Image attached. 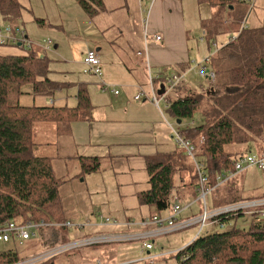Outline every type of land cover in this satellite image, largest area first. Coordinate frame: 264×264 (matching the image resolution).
Wrapping results in <instances>:
<instances>
[{"label": "trees", "instance_id": "trees-1", "mask_svg": "<svg viewBox=\"0 0 264 264\" xmlns=\"http://www.w3.org/2000/svg\"><path fill=\"white\" fill-rule=\"evenodd\" d=\"M198 1L212 7L232 6L233 19L238 22L236 26L239 37L223 46V53L227 54L230 63L226 62L232 68L228 71L229 75H226L223 69L216 71L212 65L210 71H215V78L205 74L213 87L211 91L195 94L188 92L193 89H186L183 96L171 99L169 111L177 125L190 120L184 128L176 129L195 145L196 156L204 162L203 172L208 177L207 185L215 186L212 193L215 205L236 203L243 198L240 194L236 195L239 189L236 188L235 175L231 174L235 172L236 160L242 158L244 153L233 155L226 147L233 143L250 146L257 141L264 142V16L260 26L247 27L244 25L245 18L250 10H254L255 4L252 2L255 0ZM75 2L92 19L106 10L104 0ZM26 11L28 8L22 0H0V13L8 23L5 31L0 29V38L1 34L6 35L9 31L14 39L1 45L22 48L30 43L21 25L25 20L23 12ZM37 20L45 24L43 19ZM241 33L244 34L241 36ZM90 50L94 51L89 49L84 60ZM224 70H228L227 65ZM49 72V59L45 55L40 56L35 50L22 54H0V225L10 221L23 224L54 221L62 224L59 227L36 228V236L20 245L15 240L10 241L15 248L0 252V264H15L31 255L67 243L70 232L81 228L66 225L67 222H75L71 220L74 217L68 216L65 209L61 193L63 178L54 170L53 161L56 157L42 154L41 149L38 150L46 143L39 141L37 127L53 123L58 133H61L73 121L88 118L92 104L86 87L79 88L76 107L41 101L42 98L52 99L62 84L52 80ZM214 86L222 88L217 91ZM200 108H205L207 112L204 113L205 122L197 123L194 117ZM81 160L84 172L96 171L99 167L95 157H82ZM91 160L96 163H89ZM180 164L159 157L148 159L151 188L139 194V200L150 207L151 216L164 217V212L171 211L173 190L177 189L178 179L182 186L185 184L189 187L184 179L187 172L190 171L193 178L190 186L197 188L199 182L196 166L189 162ZM260 198L264 196L255 199ZM180 215L178 217L184 219ZM241 215L244 213L223 217L222 222L225 226L230 219ZM249 217L251 222L248 227L234 224L230 230L204 235L199 233L186 247L173 253L175 264H264V216L254 212ZM48 230H57L61 237L57 240V237L46 239L45 232ZM21 245L24 248L19 252L17 247ZM26 245L28 249H25ZM60 254L35 264H65L58 259ZM87 256L82 258V264L92 263ZM103 260L101 257L94 260V263L104 264Z\"/></svg>", "mask_w": 264, "mask_h": 264}, {"label": "crops", "instance_id": "crops-1", "mask_svg": "<svg viewBox=\"0 0 264 264\" xmlns=\"http://www.w3.org/2000/svg\"><path fill=\"white\" fill-rule=\"evenodd\" d=\"M110 1H112L111 4H109ZM257 1L255 0L256 3ZM104 3L106 10L99 13L96 18H91L97 32L95 33V47L89 48L98 53L103 70L101 77L86 71L89 67L83 58L84 73L95 75L97 79L99 78V82L88 77L84 78V82L81 83L61 82L59 97H57V101L60 103H57L54 97V99L42 98L41 100L58 106L76 104L72 106L76 107L78 90L81 87H86L92 104L88 118L73 121L69 126L70 128L62 131L63 133H58L57 127L53 123L41 124L37 127L39 128L37 130L38 136H41V139L45 138L43 143L56 144L57 142L61 150L60 156L53 161V166L56 174L63 178L61 193L64 200L68 194L76 198L80 196L81 192L89 194L90 189L87 183L89 184L90 181L92 183L93 180L92 178L89 182L86 180L92 175L98 176L95 182L101 186L99 192L112 193L114 198L118 199V202L113 206L107 203L96 204L97 207H102L103 211L113 215L114 218L97 215L93 209L89 210L90 213H83L85 210L83 203L81 204L74 197V201L77 200V203L73 209L68 208L64 201L68 216L74 217L71 220L76 224L83 225L77 229L80 233L93 227L103 230V232L95 234L112 233V228L117 231L131 230L127 223L130 221L139 222L152 215L150 207L139 200V194L151 188L147 166L149 158L170 159L178 162V164L189 162L194 164V167L196 166L194 160L178 146L172 137L171 126L173 127V125L170 118L174 117L169 111L171 99L183 96V91L179 92V90L187 87L183 86L182 83H172L171 79L172 75L176 73L185 75L188 82L186 85L190 87L187 77L191 70L198 68L199 65L201 69L205 68L204 74H207L213 68V57L220 53L219 51L223 48H219L216 42H213L212 46L215 49L207 52L205 48H200L193 38L191 29L195 25H199V18L197 19L194 15V8L198 10L200 8L198 5H202L198 0H104ZM227 10L229 13L225 21L228 24L229 19H231V24L234 23L235 26L236 21L233 19L232 9ZM221 12L225 13V10L221 9ZM26 14L27 18L30 17L27 11ZM26 17L24 15V19ZM128 23H131L133 30H131V25L128 26ZM216 33L211 34L206 30L205 36L209 43L214 41ZM156 35L161 36V39L156 40ZM205 36L202 38L203 41ZM235 38L230 37L228 41ZM223 45L225 46V44ZM57 46L58 44L55 45V48ZM44 48L45 51H51L50 46ZM39 55L42 56L43 54L39 53ZM162 86L164 87L163 93H160ZM64 87L79 88L73 93H69L67 90L62 91ZM191 89L193 88L191 87ZM115 90L119 93L115 94ZM133 94L134 96H132ZM137 94H140L141 98L136 99ZM71 102L72 105L69 104ZM163 103L164 108H162ZM234 144L226 147V150L233 155L244 153L245 156L248 153H253L264 156V146L263 148L257 147L255 144V148L258 150V153H255L250 149L240 151L238 146H234ZM82 157L97 158L98 169L84 172ZM196 159L199 161L197 156ZM199 162L203 164L204 169V162ZM89 163L95 164L96 162L91 160ZM252 168L260 170L258 167L252 166L235 175L236 188L239 189L236 191V195L240 194L243 200L264 196V192L258 195L243 196L245 179L241 176ZM260 171L263 172L262 178H264V171ZM196 172L198 173L197 166ZM198 182L197 188L193 189L192 186L188 187L185 184L182 186L181 180L178 179L177 189L173 190L174 193L172 192L171 211L164 212L163 216L171 215L173 206L176 204L182 206L180 212L182 218L201 213L204 202L200 198L199 173ZM206 186L210 187L207 184ZM90 187L93 188V186ZM214 187H210L211 190L206 195L208 208L231 204L215 205L216 200L212 194ZM208 200H210L211 207ZM87 214L89 219H83ZM133 215H138V219L135 220ZM98 216L101 218V222ZM95 217L98 220L92 219ZM238 217L233 218L234 222ZM107 218L117 223L105 222ZM192 228L148 238V241L153 243L151 249H145L143 240H138L140 241V251L142 253L146 251L150 255L155 248V239L180 234L181 236L176 237L171 242L170 248L164 249L162 247L161 253L167 251L163 254H173L186 247L198 235L199 227L195 230ZM142 229L147 230L148 227ZM117 231H113V233ZM84 234L85 237L94 235L85 232ZM103 243L107 242H101V244ZM159 254L151 255L149 259L158 257ZM166 257L167 255H163L161 258ZM170 258L175 260L173 255ZM104 260V264L110 263Z\"/></svg>", "mask_w": 264, "mask_h": 264}, {"label": "rangeland", "instance_id": "rangeland-1", "mask_svg": "<svg viewBox=\"0 0 264 264\" xmlns=\"http://www.w3.org/2000/svg\"><path fill=\"white\" fill-rule=\"evenodd\" d=\"M25 4V6L28 8V13L30 14V17H26V12H23L26 19L21 24L24 29H26L27 32V38L30 43H26L25 46L22 48L15 46V45H1L0 44V54L2 55H9V54H22L26 53V51L29 50H35L39 52L40 54H43L47 56L49 59V66H50V72L49 77L58 82H71V83H81L84 82V78L88 77L93 79L96 82H99V78L95 75L84 73V64H83V58L88 51L89 48H94V41H95V33L97 32V28L94 24V22L91 20V18L82 10L78 4H76L75 0H22ZM125 1V0H124ZM264 0H258L255 4L254 11L250 10L247 17L245 18V24L247 27H254V26H260L263 22V16H264ZM112 1H110L109 4H111ZM29 4V7H28ZM200 7L198 10L194 8V15L199 18V25L192 27L191 31L193 34V38L196 40V42L199 44L200 48H205V50L208 52L215 49L212 45L213 42H216L218 47H223L225 44L229 42L230 37H236L238 39V26H234V23L231 24L229 19V23H226V16L229 13L227 9L228 6L218 5V6H210L207 4H200L198 5ZM221 9L225 10V13L221 12ZM232 12V11H231ZM233 16V15H232ZM37 18H41L45 21V24H42ZM206 18V19H205ZM236 21V20H235ZM236 23H238L236 21ZM131 23H128V26L130 27ZM8 26V23L4 21L2 14L0 13V29L5 31L6 27ZM242 27V22L240 23V28ZM256 28V27H255ZM131 30H133V27L131 25ZM208 30L211 32V34L216 33L214 35V41L211 43L208 42L207 37L205 36V32ZM236 33V34H235ZM247 33V32H244ZM241 33V36L244 34ZM205 36V40L203 41V37ZM98 37H101L98 35ZM53 41V44L51 46V51H45L44 46L48 41ZM31 45V47L29 46ZM58 44L57 48H55V45ZM224 46V47H225ZM210 47V48H207ZM31 48V49H29ZM9 52H16V53H9ZM220 53L216 54L213 57V67L216 68V71H222L220 69H223L222 72L224 74L229 75L228 71L232 68L231 64L228 59V56L226 53H223V48L219 51ZM223 53V54H222ZM227 61V62H226ZM224 62V63H223ZM227 65V71L224 70V68ZM218 67V69H217ZM212 71L211 70V74ZM86 74V75H85ZM188 81L190 83L189 85H186L188 82L184 80L182 83L183 86L187 87L188 89L193 88V90H189L188 92H192L195 94H198V92L204 91V94L211 91L213 88L211 83L206 79L205 74L202 72V69L198 65V68L192 69L191 72L188 75ZM213 78L215 76L213 75ZM186 81V82H185ZM215 85V84H214ZM216 86V85H215ZM214 86V87H215ZM63 88V87H62ZM79 87H71L67 88L64 87L62 91H68L69 93H73L76 89ZM180 89L179 92H182L184 94L185 90ZM222 87H215L217 91H220ZM59 89H57V92L54 94V98H56V102L60 103V101H57L58 94L60 93ZM137 91V90H136ZM135 91V92H136ZM197 91V93H196ZM139 93V92H138ZM134 96V94L132 95ZM53 98V99H54ZM72 105L73 103H69ZM203 104H206L205 102ZM76 105V104H74ZM72 105V106H74ZM162 108H164V103L162 104ZM200 111H197L194 119L197 123L205 122L204 121V113L205 108ZM168 116V114H167ZM170 121L175 128H183L186 126L187 122L190 120H186L183 125H177L175 118H170ZM39 128H37L38 130ZM42 137L39 136V141L42 142L45 140V138L41 139ZM264 140V137L262 138ZM53 142V141H52ZM43 143V142H42ZM264 143L263 141H257L256 146L261 147ZM52 144V146H50ZM43 145L38 148L41 149L42 154H49L53 157L58 158L60 156V148L54 143H50ZM234 146H238V149L240 151H247L251 150L252 152L258 153V150L255 148V146L252 144L250 146L243 144V143H235ZM232 149V148H229ZM59 154V155H58ZM263 172L260 170H257L256 168H252L246 173H244L241 178H244V191L243 196H250L252 194H261L264 192V178H262ZM195 175V174H194ZM245 175V176H244ZM98 176L92 175L87 178V182H89L92 178V183L87 185L89 186L90 192L89 194H86L85 192H81L80 196L78 198L72 196V195H66L65 197V203L68 206V208H75L77 200L74 201V198L78 199L79 202L85 207V210L83 213H90L89 210H94L97 215H102L105 218H114L113 215L106 213L103 211L102 207H97L96 204H103L107 203L111 206H113L116 202H118L117 198H114V195L105 193V192H99L100 191V185L95 182ZM185 183L190 184L193 181L191 172H187L185 176ZM90 186H93L91 188ZM200 192V190H198ZM86 195V197H83ZM200 195V194H199ZM198 196V195H197ZM74 197V198H73ZM209 206H210V200H208ZM234 203V202H233ZM211 207V206H210ZM133 218L135 220L138 219V215H133ZM83 219H89L88 214L85 215ZM93 220H100L92 218ZM232 218L229 222L225 224L223 228L219 227V225H206L200 234L204 235L206 233H213L217 231H224V230H230L233 228L234 224L236 223V226L238 227H248L251 222V218L246 214L239 216L236 218V222ZM192 228V227H190ZM197 226H194L192 230L197 229ZM112 233H102V234H95L99 232H103L102 229L93 227V228H87L83 230V232L80 233V231H71L69 234L70 239L66 241V244H70L74 241L78 240H85L88 237H85V233H90L94 235H90L91 237H100V236H123V235H131L135 234L137 232L141 231H131V230H121L117 231L114 228H112ZM113 231H117L114 232ZM55 232V233H54ZM51 230H48L45 232V237L48 239L49 237H52L53 239L56 238L59 239L61 237V233ZM77 233H80L77 235ZM74 234V235H73ZM84 236V237H79ZM178 236V235H169L165 237H160L155 239V248L151 251L150 255L147 254L145 251L142 253L140 251V241L138 240H132V241H121V242H107V243H99V244H89V245H81L77 248H73L71 250H65L61 252L59 255V260L62 261V263L65 264H82V258H89L90 260L103 258L109 261L113 264H175V260L173 258H170L171 253L169 254H163L167 251H163L161 253L162 247L164 249L170 248L171 242ZM132 237V236H131ZM130 238V236H129ZM60 241V240H59ZM58 241V242H59ZM64 243V242H60ZM16 244L20 245L19 242ZM14 245L11 242H3L0 240V252L4 251L6 249L12 248ZM15 248V247H14ZM24 246H18L17 249L20 252V250L23 251ZM25 249H28V245L25 246ZM171 252V251H169ZM158 254V257L149 259L151 255ZM87 254V255H85ZM167 255L166 258H161ZM50 256L44 258L47 259ZM160 258V259H159ZM43 259V260H44ZM171 259V260H170ZM42 261V260H41ZM95 264V263H93Z\"/></svg>", "mask_w": 264, "mask_h": 264}, {"label": "built area", "instance_id": "built-area-1", "mask_svg": "<svg viewBox=\"0 0 264 264\" xmlns=\"http://www.w3.org/2000/svg\"><path fill=\"white\" fill-rule=\"evenodd\" d=\"M10 39L12 40L13 38L8 31L6 35L1 34L0 43L4 44ZM155 39L160 40L161 36L156 35ZM49 45H51V41H48L47 47H49ZM84 61L89 67V69H87L86 71L93 72V74L97 75L98 77H101L103 71L101 68V61L97 51L90 50L88 52L87 57H85ZM204 70L205 68H202L203 73ZM213 75L215 76L214 72H212V74L211 71L208 72V76L210 78H213ZM171 80L172 83L181 84V82H183L186 79H185V75L176 73L172 75ZM114 93L118 94L119 92L115 90ZM139 98H141V95L137 94L136 99ZM171 133H172V137L175 139L178 146L183 150H185L187 155L194 160L197 166L200 184H201L200 198L204 202L203 211L201 213L194 215L192 217L181 219L178 217V215L181 214L180 212L182 211V206L180 204H176L173 206L172 214L169 215L168 217L150 216L139 222L130 221V223H127L131 231H141L135 233L134 235L126 234L123 236H114V237H109L104 235L100 237H88L85 240H78L70 244L64 243L58 245L49 250L41 252L37 255H31L25 259L20 260L15 264H35L38 261H41L48 256L51 257L55 254H60L65 250H71L81 245H89L94 243L98 244L101 242H110V241L121 242V241H132V240H143L144 248L151 249L153 247V243L151 241H148V238H152L157 235L169 234L193 226L199 227L198 230V234H199L206 225L214 224V223L218 224L219 227L223 228L224 227V223L222 222L223 217H228L239 213L251 215L254 212H260L261 215L264 216V198L240 201L236 203L215 207L212 209L208 208V206L206 205V195L208 194V192H210L211 188L206 186L208 182V177L203 172V164L197 161L196 159V147L190 140L184 138L180 134V132H178L177 129H175L172 126H171ZM252 166H256L260 170L264 171V156H258L253 153L246 154L242 158L236 160L235 172L232 173L231 175H236ZM228 178L229 176L226 177V179ZM105 222L117 223L108 218L106 219ZM60 225H62L60 222H54V221L52 222L42 221L38 224L37 223L23 224V223H18L16 221H10L4 225H0V240H2L3 242H10L15 240L19 243H22L23 241L36 236L37 234V232H35L36 228H39L41 226L59 227ZM66 225H68L71 228H74L76 226H82L72 222H67ZM145 227H148V229L143 230L142 228Z\"/></svg>", "mask_w": 264, "mask_h": 264}, {"label": "water", "instance_id": "water-1", "mask_svg": "<svg viewBox=\"0 0 264 264\" xmlns=\"http://www.w3.org/2000/svg\"><path fill=\"white\" fill-rule=\"evenodd\" d=\"M230 8L232 9V6H230ZM163 89H164V87L162 86V87H161V90H160L159 92H160V93H163ZM178 123H180V121H179Z\"/></svg>", "mask_w": 264, "mask_h": 264}]
</instances>
